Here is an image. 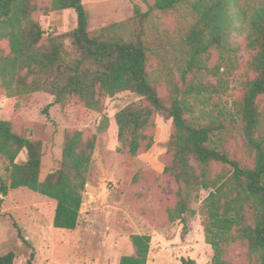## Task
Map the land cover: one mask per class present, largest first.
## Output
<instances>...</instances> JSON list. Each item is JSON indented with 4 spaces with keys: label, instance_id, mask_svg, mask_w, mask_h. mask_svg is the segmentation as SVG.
<instances>
[{
    "label": "trees",
    "instance_id": "trees-1",
    "mask_svg": "<svg viewBox=\"0 0 264 264\" xmlns=\"http://www.w3.org/2000/svg\"><path fill=\"white\" fill-rule=\"evenodd\" d=\"M41 1L0 0V41L7 42V51L0 47V94L19 100L48 93L53 100L43 110L46 116L54 104L64 108L78 103L102 112L103 98L136 94L138 100L114 114L116 151L127 159L152 147L155 115L166 113L172 130L164 173L176 184L167 218L186 225L188 218L202 216L204 240L212 249L210 264H235L228 256L234 242L244 245L249 264H264V0H139L145 11L136 4L129 19L95 30H89L82 0ZM67 9L75 12V27L45 35L36 13ZM173 10L186 21L181 38L185 67L177 69L179 83L173 76L164 78L168 93L162 96V76L148 69L146 22ZM237 37H242L243 47ZM213 50L226 52L229 63L242 50L248 55L252 75L243 81L231 109L213 100L222 81L215 85L187 78L190 72L208 69ZM108 124L103 114L96 132L87 137L79 129H64L59 167L41 179L42 140L16 130L11 119L0 118V155L8 162V183H0V193L26 187L47 196L56 202L53 227L75 229L93 154ZM228 127L238 129L250 164L222 148ZM23 151L25 160L16 161ZM201 189L208 194L196 209L192 204ZM129 240L132 252L122 255L119 264H146L150 236L131 234ZM32 258L31 252L26 264ZM15 260L13 251L0 253V264ZM182 261L196 264L190 258Z\"/></svg>",
    "mask_w": 264,
    "mask_h": 264
},
{
    "label": "rangeland",
    "instance_id": "rangeland-1",
    "mask_svg": "<svg viewBox=\"0 0 264 264\" xmlns=\"http://www.w3.org/2000/svg\"><path fill=\"white\" fill-rule=\"evenodd\" d=\"M47 2L41 1L42 4ZM82 3L89 30L129 19L136 4L143 11L147 9L139 0H82ZM35 16L45 35L68 32L76 25L72 9L47 14L38 12ZM146 26L151 54L148 69L153 76H162L159 92L165 96L168 88L164 78L173 76L179 83L177 69L185 67L181 38L186 21L173 10L150 19ZM237 41L243 47L242 37H237ZM0 47L7 51V42L0 41ZM247 59V53L242 50L229 63L226 52L213 50L206 62L208 69L190 72L187 78L215 85L222 81L223 87L213 94V100L231 109L233 101L243 91V81L252 75L247 68ZM214 66L218 67L216 72ZM139 98L128 91L105 97L102 112L78 103L64 108L54 104L48 107L46 116L43 110L53 100L48 93L36 92L19 100L0 94V118L11 119L16 130L43 142L41 179L59 167L64 129L76 128L85 137L91 136L96 132L101 116L109 117L107 130L93 154L77 227L73 230L53 227L55 200L26 187L8 189L6 195L0 193L1 254L13 251L15 264H26L31 252V264H119L122 255L132 252L129 236L147 234L150 248L146 264H184L182 259L187 258L196 264H210L212 249L204 240L202 216L197 213L188 218L186 225L166 216V209L175 202L176 189L173 179L164 173L170 158L166 143L172 130L171 118L164 112L155 115L154 144L147 151L133 159L116 151L114 114L120 107ZM223 137L222 148L230 157L242 164L251 163L238 129L228 127ZM25 156V151L21 152L16 161L23 162ZM7 167V160L0 155V183H8ZM207 194V190L201 189L192 206L198 209ZM228 249V256L235 264H249L242 243L234 242Z\"/></svg>",
    "mask_w": 264,
    "mask_h": 264
}]
</instances>
